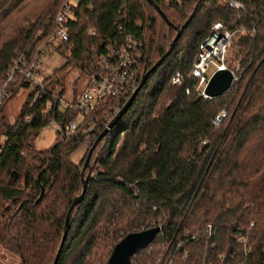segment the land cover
I'll list each match as a JSON object with an SVG mask.
<instances>
[{
  "label": "trees",
  "instance_id": "1",
  "mask_svg": "<svg viewBox=\"0 0 264 264\" xmlns=\"http://www.w3.org/2000/svg\"><path fill=\"white\" fill-rule=\"evenodd\" d=\"M63 1L0 0V246L18 264H53L57 254L56 264H106L124 235L158 225L129 264H264V0H235L241 9L224 8L222 0H154L167 22L146 0H78L68 39L51 43ZM214 22L254 34L231 41L226 67L238 60L235 79L204 99L193 90L190 68ZM125 34L142 44L140 77L150 71L126 111L96 143L108 114L111 120L124 104L106 99L75 134L57 129L52 145L37 148L49 120L64 128L77 116L58 108L69 101L68 73L88 78L106 44ZM41 49L62 61L55 82L33 86L18 60L29 62ZM176 71L178 86L170 82ZM21 87L31 92L9 122L4 105ZM90 124L94 130L85 133ZM88 135L89 161L87 152L76 164L70 155Z\"/></svg>",
  "mask_w": 264,
  "mask_h": 264
},
{
  "label": "built area",
  "instance_id": "2",
  "mask_svg": "<svg viewBox=\"0 0 264 264\" xmlns=\"http://www.w3.org/2000/svg\"><path fill=\"white\" fill-rule=\"evenodd\" d=\"M159 1L165 4L169 2V0ZM173 2L179 4L181 0H173ZM220 3L224 8H242V5L235 0H222ZM77 4L78 0H65L61 3L55 18L56 26L49 38V42L60 43L68 39L69 32L66 22L73 16L71 9ZM89 33L93 34L94 32L90 31ZM245 34L252 36L254 30L252 29L247 32L242 26L228 25L222 22L210 24L207 35L198 43L197 53L190 68V75L192 76L195 92L198 96L209 99L203 94V89L210 74L216 69L227 68L225 61L231 41L235 37ZM43 53L44 50L41 49L39 55L35 57L24 71L25 80L31 81L33 86L41 83L37 76L38 72L44 70L43 61L41 59ZM141 55V42L131 37L130 34H125L124 39L120 42L113 41L106 44V52L98 58L94 71L88 74L86 87L77 96L76 100L74 102L64 99L60 100L58 108H72L77 112L76 118L70 121L64 128L59 126L52 119L49 120L46 126L56 125L57 129L64 130L67 135H73L78 126L83 123L85 116L89 114L98 103L109 98H119L125 102L140 81L139 69ZM18 62L25 65V60L20 59ZM210 67H212V71L208 72ZM234 70L236 72L238 67L236 66ZM231 72L233 71L231 70ZM170 82L173 85H181V74L178 71L174 72ZM188 93L189 89L185 87L184 94ZM1 98L2 93H0V100ZM36 99L37 98H35V100ZM224 114V111H219L211 120V124L216 126ZM213 231L214 229L212 227L207 226V233L210 234Z\"/></svg>",
  "mask_w": 264,
  "mask_h": 264
},
{
  "label": "rangeland",
  "instance_id": "3",
  "mask_svg": "<svg viewBox=\"0 0 264 264\" xmlns=\"http://www.w3.org/2000/svg\"><path fill=\"white\" fill-rule=\"evenodd\" d=\"M228 53L226 55V61H228ZM35 59V57H34ZM31 59L29 62H25V70L27 66L34 60ZM42 61H43V67L44 70L41 72H38L39 81L43 80L44 78H47V80L51 82H55L54 70L60 65L62 59L57 53H45L42 55ZM225 61V65H227V62ZM238 66V60H235L229 67L234 73L235 77V68ZM212 71V67L209 68L208 72ZM87 77L85 74L80 73L77 70H71L68 75L67 79L63 82L64 87V96L66 99L71 101V98L74 94H80L83 89L86 87ZM41 84V83H40ZM193 90L195 91V86L193 85ZM31 92L30 87H21L19 90H17L12 97L5 103L4 105V114L6 116V119L9 122H13L16 118V116L19 114L21 107L23 106L28 94ZM224 111V110H221ZM107 117L108 120H110V117L112 116L111 113L108 114ZM107 120V121H108ZM56 125H48L44 129L41 130L40 134L36 138L35 145L39 149H44L49 147L53 144L55 138H56ZM94 130L93 125H89L86 128V131L84 132H92ZM93 136L88 135L86 136L83 144L78 148L75 152H73L70 155V159L76 163L81 164V160L85 158V155L87 154L88 150L91 148V139ZM142 230V229H141ZM19 258L18 256L5 251L0 246V264H18Z\"/></svg>",
  "mask_w": 264,
  "mask_h": 264
},
{
  "label": "water",
  "instance_id": "4",
  "mask_svg": "<svg viewBox=\"0 0 264 264\" xmlns=\"http://www.w3.org/2000/svg\"><path fill=\"white\" fill-rule=\"evenodd\" d=\"M146 1L148 3H150L156 9V11L160 14V16L166 21L163 13L158 9L155 2L153 0H146ZM175 30H176V33H175V36L173 38V41L176 40L177 37L179 36V31H177V28H175ZM158 63H159V61L156 62V64L154 66L158 65ZM149 73H150V71H147L146 73H144L142 75L138 85L133 90L132 94L124 102V104L117 111V113L113 116V118L108 121L104 130L98 136L96 143L99 142V140L103 136L106 135V133L111 129V127L113 126L115 121L118 119V117H120L126 111V109L131 104L133 98L135 97L136 93L141 88L144 81L147 79ZM233 80H234V74H233V72H231V70H229L227 68L216 69L210 74V76L207 80V83L203 89V94H205L208 98L218 96V95L222 94L223 92H225L226 90L229 89ZM91 151H92V149L88 152L85 165L89 161ZM85 187H86V180L83 181V189H82L81 194L73 200V202H72V204H71V206L67 212L66 219H65V229H64V233H63V237H62V241H61L60 246H62L63 241H64L65 236H66V233H67V230L69 228L70 212L73 209V207L75 205H77L83 199L84 193H85ZM159 230H160V226L154 225V226H151V227L139 230V231L127 233L113 246V248L110 252V255L106 261V264H129L130 257L133 254L143 250L147 246V244H149L153 240L155 234ZM59 251H60V249H59ZM57 257H58V254H57L53 264H56Z\"/></svg>",
  "mask_w": 264,
  "mask_h": 264
}]
</instances>
